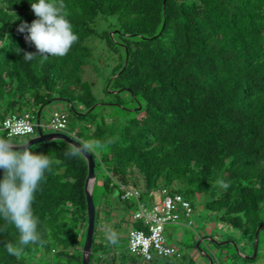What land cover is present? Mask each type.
Masks as SVG:
<instances>
[{"label":"trees","instance_id":"16d2710c","mask_svg":"<svg viewBox=\"0 0 264 264\" xmlns=\"http://www.w3.org/2000/svg\"><path fill=\"white\" fill-rule=\"evenodd\" d=\"M54 2L79 40L63 57L27 60L24 53L36 49L17 26L22 20L31 23L33 10L28 0H0V121L29 112L36 122L43 107L40 121L43 109L63 98L68 112H54L66 116L67 127L70 117L87 122L73 137L99 142L91 153L95 173L98 165L105 173L102 196L110 197L101 208L94 186L89 264H117L112 246L119 237L116 233L115 243L109 239L119 229L111 217L113 204L124 205L133 217L139 206H151V193L161 188L180 195L192 211L202 198L205 208L217 213V222L239 231L253 247L256 230L264 225V0ZM104 52L113 60L109 74L102 75V92L111 98L107 103L94 93L103 68L98 54ZM100 105L104 110L95 112ZM105 107L122 114L107 113ZM31 147L59 161L33 205L41 240L12 256L3 244L16 243L19 234L8 225L0 234V264H33L39 256L55 264H81L87 164L79 153L65 155L72 147L63 141ZM121 187L137 197L122 199ZM129 226L143 229L140 220ZM133 257L118 264H141ZM216 263L222 262L213 254ZM146 264L197 260L180 254Z\"/></svg>","mask_w":264,"mask_h":264},{"label":"clouds","instance_id":"9594fccd","mask_svg":"<svg viewBox=\"0 0 264 264\" xmlns=\"http://www.w3.org/2000/svg\"><path fill=\"white\" fill-rule=\"evenodd\" d=\"M28 3L35 19L31 23L22 20L17 31L25 34V40L34 44L36 51L26 52L24 57L32 60L37 56L67 55L79 40L72 22L54 0H28ZM73 139L76 142L65 155L95 151L99 145L95 140ZM57 163L53 156L36 151L27 143L17 145L10 138L0 137V234L8 225L14 226L19 234L16 243L4 242L8 254L19 257L25 246L41 240L40 220L33 205L47 173ZM109 239L115 243L116 233H110Z\"/></svg>","mask_w":264,"mask_h":264},{"label":"rangeland","instance_id":"374dc122","mask_svg":"<svg viewBox=\"0 0 264 264\" xmlns=\"http://www.w3.org/2000/svg\"><path fill=\"white\" fill-rule=\"evenodd\" d=\"M93 44L97 46V48L102 47L98 44L97 41H94ZM99 61L102 64L101 75L98 76L97 84L94 89V93L100 97L103 101H109L111 98L103 94L102 92V83H103V76L109 74V69L113 65V60L110 59L111 56L108 53H100ZM92 76V74H91ZM93 77V76H92ZM94 78V77H93ZM111 92V91H110ZM122 98L128 99L127 95L121 93ZM103 103V102H102ZM107 103V102H106ZM103 106H97L95 112L103 111ZM126 109L132 110V106L128 104L125 106ZM107 113L110 114H122V111L115 107H105ZM54 111H61V112H68L67 105L63 102H52L43 109L41 114L40 125L43 126L42 132L47 134L51 133L48 129L44 128L49 121L50 114ZM71 124L67 127L70 135L73 136V131H83L87 122H79L77 119H73L70 117ZM68 133V134H69ZM36 134L24 136L20 138H10L15 141L17 144L24 143L33 137ZM0 137H3L2 132H0ZM99 166V170L96 172V183L94 193L95 196H100V204L101 208H106V203L109 202L107 197L103 198V187L102 181L103 176L105 175L103 167ZM102 197V198H101ZM98 204V203H97ZM150 207V206H149ZM193 213L190 218L186 219L182 217L177 224H172L166 226L164 234L166 235L167 243L172 245L181 255L191 256L197 254L195 250L196 243L205 236L211 237L217 242H226L232 241L234 244L236 241L237 245L233 244H225L223 246H216L208 241L201 242V248L210 250L214 256L224 264H264V229L261 230L259 233V247L257 252V257L255 260H248L244 257L252 256L253 254V247L249 245L246 246L247 241L243 240L240 232L237 230L231 229L229 226L224 224H220L216 220L217 213H213L208 211L205 206L203 205V199H197L193 203ZM107 215L109 214V210L106 211ZM112 221L113 225L119 226V229L115 230L114 232L117 233L119 237V242L112 246V252L115 253V257L117 258V264L121 262L122 258L129 257L130 254L126 252L127 247V236L129 230V222L132 221V212L128 211L127 208L120 204L119 202L116 203L114 206L113 204V214H112ZM123 221V223H121ZM110 224V223H109ZM111 225V224H110ZM85 239V238H84ZM248 244V243H247ZM236 253V256L233 254ZM136 260L138 259L141 264H146L144 260L141 258L133 257ZM199 262L197 264H207L206 260L203 257H198L197 259ZM55 261V260H54ZM54 261L52 262L49 258H40L33 261V264H55ZM181 262V259H178V263Z\"/></svg>","mask_w":264,"mask_h":264},{"label":"built area","instance_id":"2783aa9c","mask_svg":"<svg viewBox=\"0 0 264 264\" xmlns=\"http://www.w3.org/2000/svg\"><path fill=\"white\" fill-rule=\"evenodd\" d=\"M37 126L43 128L39 123L36 124L33 115L29 112L20 115L11 114L0 121V131L7 138L33 135ZM44 128L51 132L64 133L67 128V118L62 113L53 112ZM121 188L124 192L122 199L137 197L132 190ZM151 195L155 198L158 196V199H155L149 208L139 206L138 211L133 214V221H142L143 229H129L127 251L145 262L154 257H179L180 253L172 245L167 244L164 236L165 228L177 224L182 217L190 218L193 211L189 203L180 195L171 194L165 188L152 192Z\"/></svg>","mask_w":264,"mask_h":264},{"label":"water","instance_id":"95a60500","mask_svg":"<svg viewBox=\"0 0 264 264\" xmlns=\"http://www.w3.org/2000/svg\"><path fill=\"white\" fill-rule=\"evenodd\" d=\"M165 0H163V5H164ZM127 56V55H126ZM126 60L124 62V66L126 64ZM111 93H117L114 91H111ZM57 101H61L64 103H68L65 99L63 98H57L54 99ZM43 107L39 109L37 112L36 116V124L38 125L39 123V114L40 111ZM139 108V107H138ZM92 109V108H91ZM90 109V110H91ZM88 110V112L90 111ZM36 135L31 137L29 140H27L24 143H27L28 145L32 146L37 143H42V142H50V141H63L69 146H73V144L76 142L73 139V136H70L66 133H56V132H51V133H43L42 130L40 129L39 126L36 127ZM24 143H19L17 145H22ZM81 156L84 158L86 164H87V177L85 180L84 184V193H85V200H86V212H87V225H86V230H85V239L83 242L82 250H81V264H89L90 262V256H91V249H92V242H93V233H94V225H95V205L93 202V188L96 183V173H95V162L93 160V155L91 152L87 153H79ZM264 225H261L258 227L256 230L255 236H254V246H253V254L252 256H246L244 257L245 259H253L256 256L257 248H258V236L260 229H262ZM208 241L216 246H223L225 244H235L232 241H226V242H217L211 237L205 236L202 237L197 243H196V250L197 252L206 260L207 264H213V253L208 250V249H203L201 248L200 244L201 242Z\"/></svg>","mask_w":264,"mask_h":264},{"label":"crops","instance_id":"0c3cea01","mask_svg":"<svg viewBox=\"0 0 264 264\" xmlns=\"http://www.w3.org/2000/svg\"><path fill=\"white\" fill-rule=\"evenodd\" d=\"M39 123H40V121H39ZM41 124V123H40ZM45 126V125H44ZM155 199H158V196L155 198V197H153V199H152V201H155ZM193 258H195V260H197L198 259V257H200L201 255H198V253L197 254H195L194 253V255L192 254L191 255ZM197 262H199L198 260H197Z\"/></svg>","mask_w":264,"mask_h":264}]
</instances>
